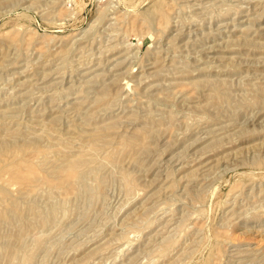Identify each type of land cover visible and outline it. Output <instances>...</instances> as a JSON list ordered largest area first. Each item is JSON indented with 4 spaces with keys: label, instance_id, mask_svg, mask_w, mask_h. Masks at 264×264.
<instances>
[{
    "label": "rangeland",
    "instance_id": "obj_1",
    "mask_svg": "<svg viewBox=\"0 0 264 264\" xmlns=\"http://www.w3.org/2000/svg\"><path fill=\"white\" fill-rule=\"evenodd\" d=\"M0 264H264V0H0Z\"/></svg>",
    "mask_w": 264,
    "mask_h": 264
},
{
    "label": "bare ground",
    "instance_id": "obj_2",
    "mask_svg": "<svg viewBox=\"0 0 264 264\" xmlns=\"http://www.w3.org/2000/svg\"><path fill=\"white\" fill-rule=\"evenodd\" d=\"M225 10V9H224ZM231 10V9H230ZM228 13V12H227ZM231 13V12H230ZM224 14V13H223ZM242 15V14H241ZM237 19V18H236ZM239 19V18H238ZM227 24V23H226ZM234 26V25H233ZM228 27V26H227ZM217 29V28H216ZM194 32V31H193ZM200 157V156H199ZM196 159V158H195ZM197 161V160H196ZM193 162V161H192ZM208 165V164H207Z\"/></svg>",
    "mask_w": 264,
    "mask_h": 264
}]
</instances>
